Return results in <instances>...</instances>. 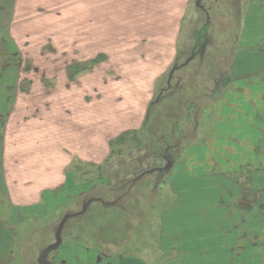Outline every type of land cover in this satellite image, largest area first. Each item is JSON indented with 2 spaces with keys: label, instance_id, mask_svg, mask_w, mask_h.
Instances as JSON below:
<instances>
[{
  "label": "rangeland",
  "instance_id": "obj_1",
  "mask_svg": "<svg viewBox=\"0 0 264 264\" xmlns=\"http://www.w3.org/2000/svg\"><path fill=\"white\" fill-rule=\"evenodd\" d=\"M0 1V6L12 13L14 0ZM252 1L192 0L178 57L154 81L150 63L133 64L138 56L145 57L143 48L147 50L144 45L137 47L135 40L147 42L149 34L137 32L134 24H123L125 20L120 17H106L115 26L105 22L104 33L91 26L82 34L64 32L81 23L79 9L55 10L69 15L52 18L39 10L27 15L0 14V76L7 78L5 84L0 79V88L8 91L10 102L0 103V125L8 113L17 111L19 101L27 105L37 99L32 95L57 91L52 101L62 97L75 101L81 113L80 102L88 104L86 123L93 136H89L85 152L77 148L82 158H75L69 167L66 187L53 198L44 194L46 200L38 207L16 212L6 224L0 220V256L7 237L16 250L14 264H43V254L50 247L47 260L52 264H87L77 258L85 256H98L100 264H198V259L201 264H216L217 258L206 255L192 258L177 257L176 251L167 254L168 243L161 245L159 237V216L172 194L170 159H183L192 145H208L224 89L247 68L255 67V63L247 62L256 60L251 56L257 57V48H243L241 52L239 48L247 21L254 30L248 34V44L258 46L260 41L264 45V1H258L262 4L259 15L256 0ZM200 26L202 31H198ZM86 36L88 43L82 40ZM104 39L106 47L99 49ZM240 53L245 55L242 63ZM69 90H74V97ZM82 117L85 125L86 115ZM124 131L128 132L117 138ZM101 134L106 136L105 145L98 140ZM112 135L114 139L108 138ZM97 150L103 151L100 160L94 159ZM250 175V170L242 174L243 193L237 192L238 188L231 192L228 184L222 186L224 191L209 195L217 202L237 198L238 203H249L247 208L255 207L250 216L264 218V192L248 189ZM2 179L0 188L3 186L5 194ZM164 197L168 201L162 202ZM3 207L11 208L0 191V212ZM224 260L218 258L217 264Z\"/></svg>",
  "mask_w": 264,
  "mask_h": 264
},
{
  "label": "crops",
  "instance_id": "obj_2",
  "mask_svg": "<svg viewBox=\"0 0 264 264\" xmlns=\"http://www.w3.org/2000/svg\"><path fill=\"white\" fill-rule=\"evenodd\" d=\"M79 1L80 4L77 3ZM256 1V15H259L262 4L258 1L264 0ZM191 2L192 0H14L12 13H9L8 8L0 6V14L16 12L17 15H27L29 11L39 10L52 18V15H69L54 12L55 10L79 9L81 23L64 29V32L82 34L89 32L91 26H96V31L104 33L105 22L109 26H115L114 21H106L105 18L120 17L125 20L123 24H134L137 32L149 34L145 39L150 45L143 39L135 40L137 47L144 45L147 50L143 48L145 57L138 56L133 64L143 61L150 63L149 72L152 70L154 81L178 57L181 33ZM197 7L200 8L198 4ZM261 16L264 17L263 12ZM248 23L249 21L243 25L239 48L240 52L243 48H257V57L251 56L256 60L247 62L249 56H246L248 65L255 63V67L247 68V72L242 73L243 76H239V79L232 81L224 89V94L216 105L208 145H192L183 159H170L172 168L168 176L172 175V194L170 203L165 204L167 207L159 216L161 245L167 242L166 245L173 247L167 246V254L176 251L177 257L192 258L206 255L217 258L216 264L218 258H225L220 264H264V218L250 216L255 207L247 208L249 203H238L237 198L217 202L209 195L224 191L222 186L226 187L228 184L232 187L231 192L238 188L237 192L243 193L245 187L241 185V177L246 170L251 171L248 189L264 192V45H260V41L257 42L258 46L248 44L251 41L248 34L254 31L253 25L249 28ZM202 28L200 26L198 31H202ZM82 40L88 43L87 36L82 37ZM116 46L121 47V44L113 45ZM261 46L262 51L258 48ZM105 47L104 39L99 49ZM238 56L242 63L245 55L240 53ZM158 68L160 72L157 71ZM250 73L259 74L245 76ZM3 77L0 76V79L5 84L7 78ZM3 89L0 88V97L4 96L0 103L5 101L10 104L8 91L2 92ZM68 92L74 97V90ZM149 92L146 90L145 95ZM57 94L55 91L53 95H32L37 99L30 100L27 105H24V101H19L15 107L17 111L8 113L6 120L0 125V168L3 170L0 179L3 176L6 195L3 193V186L0 191L2 200L11 207H3L0 212V220L5 224L16 212L38 207L46 200L44 194H50L53 198L54 193L66 187L69 167L88 148L89 136H92L86 123L88 104L83 106L80 102L83 110L81 113L75 101L64 97L52 101V97ZM41 97L49 99H40ZM0 113H3L2 108ZM117 113H120L119 109ZM84 115L85 125L82 120ZM126 132L128 131L120 133L117 138ZM104 137L105 134H101L98 138L102 145H105ZM108 138L114 139L115 136ZM79 146L81 153L78 154ZM102 154L103 151L97 150L94 159L100 160ZM255 182L256 187L253 186ZM167 198H162V202L168 201ZM15 237L17 239L16 235ZM15 237L12 240H16ZM3 240L5 244L2 245L0 264H14L16 250H13L7 237ZM161 248L164 249V246ZM199 261L200 259L198 264H201Z\"/></svg>",
  "mask_w": 264,
  "mask_h": 264
},
{
  "label": "flooded vegetation",
  "instance_id": "obj_3",
  "mask_svg": "<svg viewBox=\"0 0 264 264\" xmlns=\"http://www.w3.org/2000/svg\"><path fill=\"white\" fill-rule=\"evenodd\" d=\"M40 255H41V253H39L38 256H40ZM49 255H51V247L45 251V254H43V256H44L43 257L44 258L43 259V264H52V262H50V261L47 260L48 257H49ZM77 258L80 259V260L86 261L87 264H100L99 263L100 260H99L98 256L95 259L94 258H91L90 256H85L83 258L77 257Z\"/></svg>",
  "mask_w": 264,
  "mask_h": 264
}]
</instances>
